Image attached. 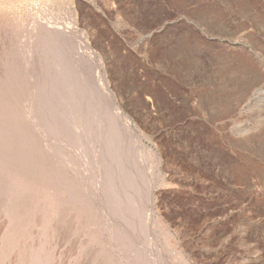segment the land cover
Instances as JSON below:
<instances>
[{"label":"rangeland","instance_id":"rangeland-1","mask_svg":"<svg viewBox=\"0 0 264 264\" xmlns=\"http://www.w3.org/2000/svg\"><path fill=\"white\" fill-rule=\"evenodd\" d=\"M0 238V264H264V0H0Z\"/></svg>","mask_w":264,"mask_h":264},{"label":"bare ground","instance_id":"bare-ground-1","mask_svg":"<svg viewBox=\"0 0 264 264\" xmlns=\"http://www.w3.org/2000/svg\"><path fill=\"white\" fill-rule=\"evenodd\" d=\"M19 201V200H18ZM20 202V201H19ZM16 204V203H15ZM29 208V207H28ZM8 210V209H7ZM23 212V211H22ZM23 215V214H22ZM29 215V214H28ZM21 216V215H20ZM19 216V217H20ZM10 217V216H9ZM16 217H18V216H16ZM29 218H31V217H29ZM17 223V222H16ZM15 223V224H16ZM22 225V224H21ZM20 229L22 228L21 226L19 227ZM20 229H18V231H15V232H13L11 235H12V237L14 236V237H18L19 236V234H20ZM17 230V229H16ZM22 230H24V228L23 229H21V233H24V232H22ZM19 233V234H18ZM18 235V236H17ZM6 237V236H5ZM10 237V236H9ZM21 238H23V237H21ZM17 241H18V239L17 238H15ZM27 239V238H26ZM0 240H1V238H0ZM11 240V239H10ZM23 240V239H22ZM6 242V241H5ZM19 242V241H18ZM7 243V242H6ZM11 244H16V243H14V242H12ZM4 246V245H3ZM21 246V245H20ZM6 249V248H5ZM20 250V249H19ZM1 253V252H0ZM6 253V252H5ZM15 261V260H14ZM16 262V261H15ZM15 264V263H14Z\"/></svg>","mask_w":264,"mask_h":264}]
</instances>
